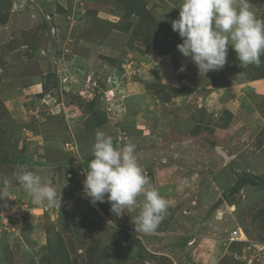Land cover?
Here are the masks:
<instances>
[{
  "label": "rangeland",
  "instance_id": "rangeland-1",
  "mask_svg": "<svg viewBox=\"0 0 264 264\" xmlns=\"http://www.w3.org/2000/svg\"><path fill=\"white\" fill-rule=\"evenodd\" d=\"M181 3L0 0V264H264V55L229 45L200 73L171 27ZM98 130L171 201L154 233L135 227L143 196L116 216L84 194ZM22 165L60 207L32 203Z\"/></svg>",
  "mask_w": 264,
  "mask_h": 264
},
{
  "label": "clouds",
  "instance_id": "clouds-1",
  "mask_svg": "<svg viewBox=\"0 0 264 264\" xmlns=\"http://www.w3.org/2000/svg\"><path fill=\"white\" fill-rule=\"evenodd\" d=\"M179 17L171 20L173 31L182 43L177 45L184 57L190 58L199 72L223 68L229 45L235 50L240 64L259 65L264 55V19L256 16L250 0H182ZM183 70V67L181 68ZM92 159L84 180V194L92 204L107 199L111 211L121 216L129 206H136L143 196L142 207L134 221L138 233H154L171 206L154 187L136 155L134 143L114 145L113 138L103 130L95 133ZM15 179L31 197L34 205L60 207L62 195L45 177L20 166ZM0 187V198L7 197Z\"/></svg>",
  "mask_w": 264,
  "mask_h": 264
},
{
  "label": "water",
  "instance_id": "water-1",
  "mask_svg": "<svg viewBox=\"0 0 264 264\" xmlns=\"http://www.w3.org/2000/svg\"><path fill=\"white\" fill-rule=\"evenodd\" d=\"M216 148H217L218 152H219L224 158H228V157H229L228 154H227L225 151H223V150L221 149L220 146H218V147H216Z\"/></svg>",
  "mask_w": 264,
  "mask_h": 264
},
{
  "label": "built area",
  "instance_id": "built-area-1",
  "mask_svg": "<svg viewBox=\"0 0 264 264\" xmlns=\"http://www.w3.org/2000/svg\"><path fill=\"white\" fill-rule=\"evenodd\" d=\"M43 210H44V208H42V213H43ZM37 211H38L37 208H33V209L30 210L31 214H33V215H38L37 214L38 213ZM235 234H237V231H235Z\"/></svg>",
  "mask_w": 264,
  "mask_h": 264
},
{
  "label": "bare ground",
  "instance_id": "bare-ground-1",
  "mask_svg": "<svg viewBox=\"0 0 264 264\" xmlns=\"http://www.w3.org/2000/svg\"><path fill=\"white\" fill-rule=\"evenodd\" d=\"M222 226H224V224L222 223ZM221 227V226H220ZM216 230V229H215ZM217 231V230H216ZM243 235V234H242Z\"/></svg>",
  "mask_w": 264,
  "mask_h": 264
}]
</instances>
